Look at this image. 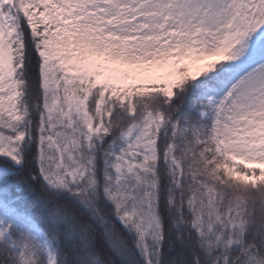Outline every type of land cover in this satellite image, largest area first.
I'll use <instances>...</instances> for the list:
<instances>
[{
    "label": "snow or ice",
    "instance_id": "1",
    "mask_svg": "<svg viewBox=\"0 0 264 264\" xmlns=\"http://www.w3.org/2000/svg\"><path fill=\"white\" fill-rule=\"evenodd\" d=\"M264 264V0H0V264Z\"/></svg>",
    "mask_w": 264,
    "mask_h": 264
},
{
    "label": "trees",
    "instance_id": "2",
    "mask_svg": "<svg viewBox=\"0 0 264 264\" xmlns=\"http://www.w3.org/2000/svg\"><path fill=\"white\" fill-rule=\"evenodd\" d=\"M117 264H118V262H117Z\"/></svg>",
    "mask_w": 264,
    "mask_h": 264
}]
</instances>
